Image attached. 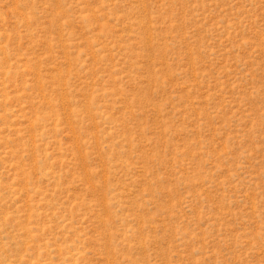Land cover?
Wrapping results in <instances>:
<instances>
[{"label": "rangeland", "instance_id": "obj_1", "mask_svg": "<svg viewBox=\"0 0 264 264\" xmlns=\"http://www.w3.org/2000/svg\"><path fill=\"white\" fill-rule=\"evenodd\" d=\"M0 264H264V0H0Z\"/></svg>", "mask_w": 264, "mask_h": 264}]
</instances>
